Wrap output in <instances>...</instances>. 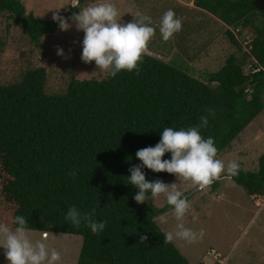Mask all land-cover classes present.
Here are the masks:
<instances>
[{
  "label": "trees",
  "instance_id": "16d2710c",
  "mask_svg": "<svg viewBox=\"0 0 264 264\" xmlns=\"http://www.w3.org/2000/svg\"><path fill=\"white\" fill-rule=\"evenodd\" d=\"M192 3L221 22L233 47L202 79L147 53L138 75L122 70L101 80L71 79L61 93L45 92L44 68L0 85V223L22 215L30 230L79 235L76 264H191L173 242L163 244L154 219L172 207L134 200L138 189L127 182L129 169L141 164L135 153L159 143L165 128L198 125L212 109L200 134L214 138L218 155L264 108V0ZM3 11L8 26L23 27L34 43L58 26L26 12L21 0H0ZM170 159V152L162 157ZM238 163L230 179L249 195H264V152L255 169ZM141 170L149 182L170 175ZM72 206L81 213L95 208L104 231L93 235L83 223L66 221ZM141 235L148 239L140 242Z\"/></svg>",
  "mask_w": 264,
  "mask_h": 264
},
{
  "label": "rangeland",
  "instance_id": "374dc122",
  "mask_svg": "<svg viewBox=\"0 0 264 264\" xmlns=\"http://www.w3.org/2000/svg\"><path fill=\"white\" fill-rule=\"evenodd\" d=\"M26 12L36 18L52 20L53 12L66 14L65 18L79 12L71 7L74 0H21ZM105 0H80V7H86ZM113 3L123 24L136 21L141 15H149L150 26L156 34L148 44V54L163 61L176 63L190 74L199 78L217 71L233 47L223 38V25L214 16L196 8L192 0H107ZM62 7V8H60ZM60 8V9H57ZM172 9L182 21V30L165 42L159 32L160 19ZM7 11L0 14V85L20 81L22 74L31 69L46 71L44 90L46 93H61L71 79L101 80L106 74L99 71L95 62L85 64L81 60L84 32L75 25L61 31H54L41 37L39 43L32 42L25 29L10 25ZM72 23L71 20H68ZM240 41L244 36L236 35ZM244 44V42H242ZM244 49H246V46ZM63 56L57 55V49ZM247 70V68H246ZM264 152V108L232 141L229 147L217 155L225 162H240L244 170L257 166L258 156ZM226 175V173H225ZM165 184L176 183L177 189L187 197L191 209L185 216V227L193 231L204 229L203 239L195 244L174 240V245L191 264L212 262L207 251L215 249L226 256L225 264H264V195H249L232 179L214 182L205 191H199L189 181L178 180L170 174ZM148 204L160 208L167 204L163 195ZM148 206V205H147ZM173 210L155 216V221L166 231H175ZM167 215L168 222L160 224L158 217ZM31 237L39 239L40 231L30 230ZM61 254V264H76L81 237L76 234L49 232L46 241ZM0 264H8L4 250L0 248Z\"/></svg>",
  "mask_w": 264,
  "mask_h": 264
},
{
  "label": "clouds",
  "instance_id": "9594fccd",
  "mask_svg": "<svg viewBox=\"0 0 264 264\" xmlns=\"http://www.w3.org/2000/svg\"><path fill=\"white\" fill-rule=\"evenodd\" d=\"M71 7H78L80 10L69 18L53 12L52 20L61 31L69 30L74 24L77 31L84 32L82 62L87 64L94 61L97 69L106 76L115 77L122 70H135L138 75L139 65L149 51L148 44L156 34V29L150 26L151 17L145 14L136 21L123 24L120 22L121 16L117 7L107 0L83 8L80 7V0H74ZM181 30V19L176 17L172 9L167 10L159 24L163 41H169ZM57 55L63 56V50L58 48ZM205 111L207 115H202L196 126L186 130L165 128L159 143L135 153L141 164L129 169L127 184L138 189L134 196L137 204L148 201L150 193L152 199H159L163 195L167 204L172 207L176 221L175 231L161 229L164 235L163 244L172 243L174 240L188 244L198 243L204 237V229L197 232L185 227L184 220L191 209V203L177 189L176 183L169 185L159 179L149 182L145 179L142 168L146 167L156 173L174 174L178 180L189 181L199 191L209 189L216 181L230 179L239 174V163L233 160L225 165L223 160L216 158L218 149L214 138L205 139L200 134V129L208 125V117L214 116V110ZM166 152L171 153L170 160H162ZM76 174L75 170L69 173L73 178ZM95 211L93 208L91 212L81 213L72 206L68 209L65 220L76 228L83 223L90 228L93 235H98L104 231L106 223L94 219ZM157 219L160 224L168 222L167 215H161ZM48 238L49 232L44 231L39 239L34 240L27 227V219L22 215L14 216L11 224L0 223V248L4 250L8 264H61V254L54 247H49L46 243ZM147 239L146 235L140 236V242Z\"/></svg>",
  "mask_w": 264,
  "mask_h": 264
},
{
  "label": "built area",
  "instance_id": "2783aa9c",
  "mask_svg": "<svg viewBox=\"0 0 264 264\" xmlns=\"http://www.w3.org/2000/svg\"><path fill=\"white\" fill-rule=\"evenodd\" d=\"M207 255L212 258L211 263L204 261L201 264H225L227 257L223 256L221 253H218L215 249H210L207 251Z\"/></svg>",
  "mask_w": 264,
  "mask_h": 264
},
{
  "label": "crops",
  "instance_id": "0c3cea01",
  "mask_svg": "<svg viewBox=\"0 0 264 264\" xmlns=\"http://www.w3.org/2000/svg\"><path fill=\"white\" fill-rule=\"evenodd\" d=\"M255 196V195H252V197Z\"/></svg>",
  "mask_w": 264,
  "mask_h": 264
}]
</instances>
